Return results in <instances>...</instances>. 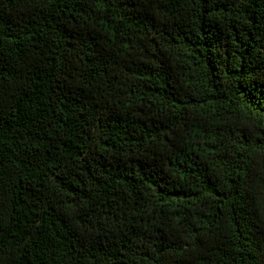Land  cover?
I'll use <instances>...</instances> for the list:
<instances>
[{
  "label": "trees",
  "instance_id": "obj_1",
  "mask_svg": "<svg viewBox=\"0 0 264 264\" xmlns=\"http://www.w3.org/2000/svg\"><path fill=\"white\" fill-rule=\"evenodd\" d=\"M0 264H264V0H0Z\"/></svg>",
  "mask_w": 264,
  "mask_h": 264
}]
</instances>
